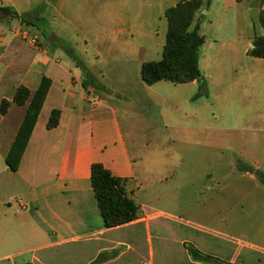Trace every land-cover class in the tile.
Wrapping results in <instances>:
<instances>
[{
	"label": "crops",
	"instance_id": "obj_1",
	"mask_svg": "<svg viewBox=\"0 0 264 264\" xmlns=\"http://www.w3.org/2000/svg\"><path fill=\"white\" fill-rule=\"evenodd\" d=\"M27 1L29 8L19 7L20 0H0V9L8 10L13 20L6 29L0 26V102L9 101L6 113L0 114V264H93L97 258L96 264H264V246L197 223L192 214L186 218L165 208L167 199L175 201L179 194L176 186L183 175L176 170L181 158H173V169L167 172L165 136L163 142L157 139L160 134L151 142L143 133L149 127L160 130L161 122L181 139L198 138L201 133L205 141L236 147L239 158L258 164L259 146L246 147L245 134L264 130V57L248 53L253 38L264 36L258 22L261 0H245V4L244 0H201L194 17L202 37L200 77L150 85L141 80V64L161 58L167 30L164 10L181 0ZM84 4L95 7L84 11ZM38 5L42 14L61 22L48 27L47 37L32 25L23 28L21 16L28 13L29 19L36 18ZM81 13H90V20L104 24L96 42L114 38L115 45L103 58L96 52L95 62L85 66L96 85L85 78L80 66L51 49L52 41L63 37L71 24L69 15L80 19ZM107 23L123 27L108 30ZM146 38L155 42L154 50L140 42ZM118 50L134 55L130 61L139 82L128 78L125 69L110 67L125 60L108 54ZM154 51L156 57L149 59ZM43 76L50 79V86L12 171L5 157L28 105V101L15 103L13 95L18 86L31 95ZM199 84L208 94V112L193 104ZM115 85L133 86L129 89L133 100L127 99L129 90L124 96ZM141 92L145 100L140 99ZM144 103L159 109V119L135 130L133 109ZM53 110L59 112L58 121L47 128ZM128 133L141 134L145 140L131 146ZM131 147L145 152L132 153ZM93 163L120 180L125 197L137 208L134 219L114 227L103 225L90 181ZM205 178L213 179L211 173ZM188 246L209 261L193 257Z\"/></svg>",
	"mask_w": 264,
	"mask_h": 264
},
{
	"label": "rangeland",
	"instance_id": "obj_2",
	"mask_svg": "<svg viewBox=\"0 0 264 264\" xmlns=\"http://www.w3.org/2000/svg\"><path fill=\"white\" fill-rule=\"evenodd\" d=\"M36 4H39L41 0H34ZM19 7L29 8V1L20 0ZM244 0L242 4H245ZM264 6V4H263ZM39 7V15L31 16V18L38 19L41 27L48 30V27L52 25H60V21H55L53 17L47 16L45 13L42 14L41 5ZM95 6L92 4H84L81 6L82 10L86 11ZM72 10V8H70ZM90 10V11H91ZM26 18H30L29 14H24ZM90 15L82 14L80 19H75L70 16L71 24L64 30V36L56 38V42H64L71 52H66L60 44L54 42L47 43L52 45L51 49L58 50L60 54L65 56L72 62H80L84 66L86 64H91L95 62L94 55L99 52L100 57H104L105 53L110 47H113L115 43L112 41L114 38H104L102 42H96V35L99 34V28L105 27L101 20H90L88 18ZM185 17L187 15L183 14ZM12 17L7 16L0 18V26L4 29L12 23ZM93 21V22H92ZM92 22V23H91ZM23 23V28L30 29V25ZM108 30L114 29L115 27L123 26H112L113 24H106ZM207 25V23H206ZM105 29V28H104ZM161 31V30H160ZM141 40L144 44H149L152 47L150 50H154L155 42L152 40ZM146 40V41H145ZM117 45L121 46L122 44ZM129 46H135V44L128 43ZM112 50H117L113 48ZM156 52L154 51L150 54L149 59L156 57ZM108 54L113 56L122 57L125 56V60L121 61L119 66L115 63L111 64L110 67L115 65L125 69L127 77L140 81L138 71L136 73L133 71L135 67L134 62L130 61L134 58L131 53L122 54L118 51H113ZM87 67V66H86ZM202 84H199L198 93L199 96H193V104H195L198 110H210V101L207 99L206 88ZM110 87V86H109ZM118 88V92L124 95V90L127 91L133 86L127 85H115ZM128 100L132 101L135 97L131 90H129ZM126 96V94L124 95ZM132 97V98H131ZM140 99L145 100L143 93L140 94ZM158 108L153 107L152 104L144 103L142 105H135L133 109V121L136 126L142 128V125L147 122L157 123ZM143 115L139 118L137 114ZM216 119V118H215ZM218 120H213L216 123ZM159 124V123H158ZM216 126V125H215ZM159 128L152 129L151 127L144 129V135L152 142L153 138L160 134L157 139H161L165 136V148L162 149L163 155L166 158V168L167 172L173 169L171 161L177 158H181V165L177 167V172H181L183 178L177 182L179 186L178 197L174 200H168L165 203V208H170L177 215H182L183 217L189 218L192 214L194 221L197 223H207V225L212 226L217 231L224 233L225 235H231L234 237H240L247 241H252L258 246H264V184L259 180L256 173L258 171L264 172V130L260 132H248L245 134L246 147L253 148L258 144L259 150L257 154L258 164H250L248 159L243 157H238L237 148H232L230 145L222 144V142L210 139V141H205L201 138V133L198 134V138L181 139V135L174 132L173 128L165 127L159 124ZM142 131V129L140 130ZM128 143L129 145H136L143 143L145 138L141 134L128 133ZM132 153H142L145 152L143 148H130ZM237 160L241 164L237 163ZM211 173L212 180H207L205 175ZM242 173H246L242 176ZM253 173L254 178H249L248 174ZM172 181H167V184H171ZM191 212V213H190Z\"/></svg>",
	"mask_w": 264,
	"mask_h": 264
},
{
	"label": "trees",
	"instance_id": "obj_3",
	"mask_svg": "<svg viewBox=\"0 0 264 264\" xmlns=\"http://www.w3.org/2000/svg\"><path fill=\"white\" fill-rule=\"evenodd\" d=\"M261 3L263 5L264 0H261ZM200 6L201 0H181L175 6L164 10L167 30L161 58L141 64L140 77L143 83L150 85L158 80L185 83L200 77L198 49L201 45L202 37L198 32L199 21H194L195 14L199 11ZM183 14L187 16L185 17ZM12 15H15V13H12ZM21 20L36 27L44 37H47V30L40 26L38 19H29L23 15ZM258 22L264 29V6L259 12ZM56 43H59L66 52H71V48L64 42L58 41ZM252 44L253 46L248 52L249 55L264 57V36H255ZM75 63L82 68L85 78L92 85H96L85 66L78 61ZM49 86L50 79L43 76L39 86L31 95L29 90L23 86H18L15 90L13 101L19 105H23L28 101V105L14 141L5 157V163L12 171L17 169L21 154L26 146ZM199 95L197 93L195 97ZM8 105V100H1L0 114L4 115L6 113ZM58 115L59 112L57 110L51 112L47 128H52L57 124ZM256 175L264 184V172L258 171ZM90 181L105 227H114L134 219L137 208L125 197L118 178L111 175L101 164L93 163L90 167ZM187 248L193 257L209 261L208 256L203 255L192 246ZM97 261L98 258L93 261V264H96Z\"/></svg>",
	"mask_w": 264,
	"mask_h": 264
},
{
	"label": "water",
	"instance_id": "obj_4",
	"mask_svg": "<svg viewBox=\"0 0 264 264\" xmlns=\"http://www.w3.org/2000/svg\"><path fill=\"white\" fill-rule=\"evenodd\" d=\"M10 12L8 10L0 9V18L8 16Z\"/></svg>",
	"mask_w": 264,
	"mask_h": 264
}]
</instances>
